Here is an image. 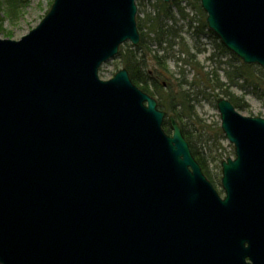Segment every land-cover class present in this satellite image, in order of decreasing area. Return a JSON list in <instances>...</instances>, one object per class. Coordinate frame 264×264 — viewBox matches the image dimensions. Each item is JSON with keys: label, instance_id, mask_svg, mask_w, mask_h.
<instances>
[{"label": "water", "instance_id": "95a60500", "mask_svg": "<svg viewBox=\"0 0 264 264\" xmlns=\"http://www.w3.org/2000/svg\"><path fill=\"white\" fill-rule=\"evenodd\" d=\"M137 1L54 0L28 35L0 39V264H264V120L217 100L235 156L221 199L125 69L99 79L139 45ZM200 6L264 72V0Z\"/></svg>", "mask_w": 264, "mask_h": 264}, {"label": "trees", "instance_id": "16d2710c", "mask_svg": "<svg viewBox=\"0 0 264 264\" xmlns=\"http://www.w3.org/2000/svg\"><path fill=\"white\" fill-rule=\"evenodd\" d=\"M183 1L187 7L195 10L202 17L198 26H193L192 21L194 19H188L185 14V8L180 6V0L172 4H164L158 1L152 7L154 10L152 13H145L143 18L137 16V26L140 33L139 46L137 48L129 47L124 52L120 51L119 58L123 67L129 72L130 78L136 87L150 96H160L157 101L159 110L169 113L178 122L191 153L205 175L212 180L205 159V147L201 149L195 148L193 139L196 136V132L190 130L192 127L194 129H204L200 125L198 117L193 115L198 103L197 97L202 96V100H211L213 103H216L220 98H224L230 101L235 109L244 110L247 105L242 98L234 95L231 90L236 87L243 88L237 83L239 79L246 85L252 86L255 83L250 82L253 77V75L251 76L253 72L250 70L252 67L243 64H233L232 61L239 62V60L220 44H215V48L219 52L217 57L215 53L209 56L210 61H214L213 59L216 57L214 62L218 66L205 70V66L197 60V55L206 51L198 48L201 44V36L204 35L207 29L205 15L201 10L199 0ZM3 2L10 4V0H3ZM13 7V4L8 5V11H13ZM174 7H176L178 20L174 17ZM179 21H186V23L178 27ZM184 33L190 35L189 41H186L183 36ZM191 51H194V53H191ZM138 53L142 55L137 57L136 54ZM226 55H231L232 61L222 62L220 60ZM170 56L176 59L177 64H181L179 72L175 73L178 77L171 74L168 70L166 61ZM147 57H150L151 63L154 65V69L151 71L144 70L148 64ZM182 66H188L194 72L193 77L189 81L187 80L186 70ZM220 70H223L225 81H222L219 77ZM174 86H176V89ZM254 89L253 92L256 97L262 99L264 96L260 92L258 93L259 87L255 86ZM201 99L199 100L200 102L202 101ZM195 119L198 120V123H195L197 121ZM197 125L200 128H195ZM164 128L167 133H171L168 123L165 124ZM215 136V141L224 139L220 129H217ZM217 156L220 161L225 159L223 153H219Z\"/></svg>", "mask_w": 264, "mask_h": 264}, {"label": "rangeland", "instance_id": "374dc122", "mask_svg": "<svg viewBox=\"0 0 264 264\" xmlns=\"http://www.w3.org/2000/svg\"><path fill=\"white\" fill-rule=\"evenodd\" d=\"M159 0H138L136 2L137 5V16L143 18L145 13H152L153 6ZM53 0H10L9 3H4L3 0H0V39H10L13 41H19L24 36L28 35L33 29L37 27V25L43 20L46 16L47 12L49 11ZM181 8H185V14L188 16V19L191 18V14L193 13V9H186V3L183 0H180ZM14 5V10L9 12L8 5ZM176 7L173 8V13L175 19L178 20V16L175 10ZM198 14V13H197ZM196 16V15H195ZM194 19L193 26H198L197 21L201 20L202 17L198 14ZM2 21V22H1ZM187 21V20H186ZM186 21L182 22L179 21L178 27L185 24ZM185 30V29H184ZM183 30V31H184ZM186 38V41H189L190 35L184 33L183 35ZM200 46L198 48L205 49L206 51L202 54L197 55V60L205 66V70H210L211 67L216 66L217 64L214 62L216 60L217 54L219 53L216 48L215 44H220L218 39L208 30H205L204 35L201 36L200 39ZM190 45V44H189ZM129 47H132L131 44H124L121 47V51L124 52L128 50ZM132 49V48H131ZM154 49V48H151ZM140 53V52H139ZM136 54L137 57L142 54ZM194 53V51H191ZM215 53L216 57L213 59L214 61L209 60V56ZM148 64L145 71H151L154 69V65L151 63L150 57H147ZM222 62L224 61H232L231 55H226L220 59ZM214 62V63H212ZM233 64L240 65L242 64L240 61H232ZM168 70L171 74L175 75V73L179 72V67L181 66L180 63H176V59L170 56L166 61ZM212 65V66H211ZM218 66V65H217ZM186 70L187 80L189 81L193 75V70L190 69L188 66H182ZM250 69L251 78L250 82L255 83L250 85H246L243 83L241 79L237 81L239 86H243V88H232V93L239 98H242L244 103L247 105V108L244 110L236 109L242 116L245 117H258L264 120V97L259 99L254 94L255 86L259 87L260 94L264 96V72L256 66H251ZM123 67L120 58L113 59L106 64H104L99 70V78L103 81H107L111 79L114 74H116L119 70ZM178 77L177 75H175ZM219 77L222 81L224 80V73L223 70H220ZM255 77V78H254ZM258 77V78H257ZM254 85V86H253ZM176 89V86H174ZM164 95V93H163ZM155 98L156 101L160 99V96H152ZM202 96H198V103L194 109V116L198 117L200 125L203 126L204 129H193L196 132V136H194L193 144L196 149H201L205 147V159L208 165L209 174L212 177L213 185L215 186L217 192L221 197L224 196V193L220 187V179H221V169H220V160L217 159V155L219 153H223V156L226 158H233L234 157V150L233 146L228 143V141L224 138L215 141V135L217 129H220V116L218 114L216 103L210 101H205L201 99ZM202 100L201 102L199 100ZM163 111V110H162ZM167 116H170L167 113ZM197 120V119H195ZM198 120L195 123H198ZM199 125L195 126V128ZM209 127V128H207ZM221 132V131H220ZM222 134V133H221ZM223 136V135H222Z\"/></svg>", "mask_w": 264, "mask_h": 264}, {"label": "bare ground", "instance_id": "6f19581e", "mask_svg": "<svg viewBox=\"0 0 264 264\" xmlns=\"http://www.w3.org/2000/svg\"><path fill=\"white\" fill-rule=\"evenodd\" d=\"M177 1V0H176ZM175 1V2H176ZM174 2V3H175ZM198 16V14H197V12L195 11V10H193V13L191 14V17H196V16ZM136 25H137V17H136ZM137 29H138V26H137ZM138 33H139V30H138ZM139 36H140V33H139ZM129 42H126V43H124V44H128ZM124 44H122L120 47H119V52H118V54L115 56V57H113L112 59H110V60H108V61H106L105 63H103L102 65H101V67L104 65V64H106L107 62H109V61H111V60H113V59H117L118 57H119V53H120V51H121V47L124 45ZM130 44V43H129ZM247 66H253V65H247ZM100 67V68H101ZM186 67V66H185ZM100 68H99V70H100ZM187 68V67H186ZM123 69H125L126 71H127V69L126 68H122L121 70H123ZM99 70H98V76H99ZM120 71V70H119ZM127 73H128V75H129V72L127 71ZM129 78H130V75H129ZM100 79V78H99ZM101 80V79H100ZM130 80H131V78H130ZM103 81V80H102ZM131 82H132V80H131ZM133 83V82H132ZM134 85V84H133ZM142 91V90H141ZM144 92V91H143ZM147 94V93H146ZM147 95H149V94H147ZM150 96V95H149ZM150 97H152V96H150ZM153 98V97H152ZM153 99H155V98H153ZM157 102V101H156ZM157 107H158V103H157ZM159 109V108H158ZM165 114H166V116H165V119H164V123H163V129H164V131H165V128H164V126H165V124L166 123H168V125H169V122H168V119L171 117V116H167V113L165 112ZM173 117V116H172ZM174 118V117H173ZM180 126V125H179ZM165 133L167 134V135H171V133H167L166 131H165ZM189 149H190V147H189ZM190 152H191V150H190ZM192 154V153H191ZM192 156H193V154H192ZM235 157V156H234ZM234 157L233 158H231V159H234ZM193 158L195 159V157L193 156ZM228 158H226L225 157V159H223L222 161H220V168H221V162H223V161H226ZM195 161H196V159H195ZM197 162V161H196ZM198 163V162H197ZM198 165H199V163H198ZM199 167L201 168V166L199 165ZM201 171H202V169H201ZM202 173H203V175L205 176V178L211 183V185L213 186V188H214V190L217 192V190H216V188H215V186L213 185V182H212V180H210L206 175H205V173L202 171ZM211 176V175H210ZM222 176V175H221ZM212 178V177H211ZM220 187H221V190H222V192L224 193V190H223V188H222V185H221V179H220ZM217 194L219 195V193L217 192ZM220 196V195H219ZM220 198L221 199H223V197H221L220 196Z\"/></svg>", "mask_w": 264, "mask_h": 264}]
</instances>
